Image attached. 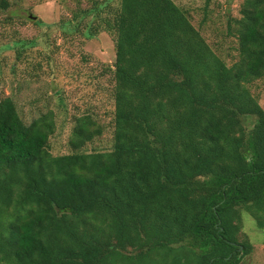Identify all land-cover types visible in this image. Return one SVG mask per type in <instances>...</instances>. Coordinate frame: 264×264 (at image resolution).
I'll list each match as a JSON object with an SVG mask.
<instances>
[{
	"label": "trees",
	"instance_id": "obj_1",
	"mask_svg": "<svg viewBox=\"0 0 264 264\" xmlns=\"http://www.w3.org/2000/svg\"><path fill=\"white\" fill-rule=\"evenodd\" d=\"M109 1L59 26L113 41L111 149L82 150L103 126L80 114L53 155V111L27 124L0 99V264H238L242 211L264 229V0L228 18L229 64L175 0Z\"/></svg>",
	"mask_w": 264,
	"mask_h": 264
},
{
	"label": "rangeland",
	"instance_id": "obj_2",
	"mask_svg": "<svg viewBox=\"0 0 264 264\" xmlns=\"http://www.w3.org/2000/svg\"><path fill=\"white\" fill-rule=\"evenodd\" d=\"M7 1L6 8L0 6V99L10 96L27 124L41 113L53 111L56 127L48 142L53 155L71 152L68 140L74 116L80 114H90L103 126L102 134L82 150L111 149L113 128L105 112L112 108L106 68L115 59L113 41L104 31L85 39L81 31L64 34L59 26L71 19L75 10L91 5L93 0ZM242 1L175 0L188 12L206 42L228 64L233 40L226 36V24L230 16H238ZM109 3L116 8L119 0ZM46 36L50 37L48 47L42 42ZM18 39L27 43L21 60L16 59ZM35 39L37 44L32 41ZM50 49L53 52H48ZM44 53H50L45 60ZM49 59L52 75L46 62ZM38 60L40 65L35 68ZM250 90L264 109V77L256 80ZM252 125L247 123L248 128ZM238 238L240 241L246 238L252 244L251 252L238 264H264V229H259L244 210Z\"/></svg>",
	"mask_w": 264,
	"mask_h": 264
},
{
	"label": "water",
	"instance_id": "obj_3",
	"mask_svg": "<svg viewBox=\"0 0 264 264\" xmlns=\"http://www.w3.org/2000/svg\"><path fill=\"white\" fill-rule=\"evenodd\" d=\"M241 248V247H240Z\"/></svg>",
	"mask_w": 264,
	"mask_h": 264
}]
</instances>
